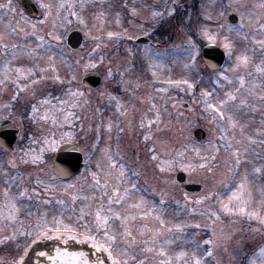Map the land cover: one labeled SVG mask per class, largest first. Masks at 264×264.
<instances>
[{
    "label": "rangeland",
    "instance_id": "1",
    "mask_svg": "<svg viewBox=\"0 0 264 264\" xmlns=\"http://www.w3.org/2000/svg\"><path fill=\"white\" fill-rule=\"evenodd\" d=\"M33 1L41 9L40 16L38 15L35 18L24 12L20 0H12V6L16 8L15 12H11L7 8L0 9V34L4 36L3 41L0 42V79L4 75L3 65L5 59L10 60V67L33 68L36 76L51 77L54 73L50 69L44 73H40L39 69L42 67L47 68L50 63L48 57L53 56L52 62L55 63L58 74L65 83L53 86V91H50L48 87L51 84L59 83L51 79L39 83L35 95L40 94V100L43 97L48 99L50 103H37L39 112L34 123L40 126L41 130L52 129L57 131V139H59L60 131L73 132L74 138L65 137L61 142L77 141L82 153L88 154L86 156L88 165L91 164L86 172L83 171L82 174L76 175L68 183L76 186L70 188V190L72 195L77 196V199L73 201L71 197V201L68 200L67 205L61 207L64 212L55 207L50 209H55L54 212L62 216L68 223L78 225L80 231H83L84 221L77 220V217L80 215L82 207L85 208V220L89 222L94 220V216L89 213H94L102 188L90 187L94 184V180L91 174L87 175V171H93L95 166L101 184L105 179L109 181V191L113 183H118L116 180L117 169H109V161L103 151L105 148H109L108 155L113 156L118 163L122 159L121 163L125 165V176L128 182L134 183L133 175L128 167L131 164L135 168L136 164L137 175L140 180L141 178L144 179L147 186L149 185L152 190H155L150 191L152 197L147 198L141 192L137 182L136 185L140 191L130 189L131 195L134 198L143 196L147 205L154 207L155 213L162 216L168 227L171 228L174 224L184 226L182 231L179 232L175 228L172 229L170 235L174 243L167 246L170 253L181 249L190 250V243H185V241H190L193 237L198 241H203L211 236L213 228L216 231V238L224 241L225 237L232 232L244 227L245 235H249L252 239L247 252L251 254L253 250L258 249L260 244L264 242V235L250 230L259 226L255 220L249 221L247 218L222 214L219 220L213 222V219H210L209 210H218V204L216 203L218 197L213 195L199 204L193 202V200L195 197L200 198L209 191L220 193L219 198H226L228 191H226L222 182L228 181L230 174L228 168L232 167L231 152L225 148L227 143H231L233 149L240 148L241 153L246 156L247 162H242L237 171L243 174L247 170L249 179L253 182L254 201H259L261 198L258 188L260 185H264V99H261V96L264 95V73L257 72L256 67L264 68V48L255 42L264 40V31L255 26L257 16L260 17V22L264 23V9L258 7L260 0H200L199 10L195 12L194 19L195 21L198 20L196 22L208 23L214 30L218 24H223V34L228 35L233 42L234 51L231 57L228 56L229 64L227 63L220 70L229 75L231 82L225 81L222 76H219L220 71H207L201 60H197L194 68L184 67L188 62V57L184 52L186 47L183 42L184 33L178 27L174 29L175 39L170 44L161 43L160 47L152 50L154 56H152L153 54L147 45L133 44L129 46L124 42V39L143 35L141 29L149 31L150 35L151 33L154 34L153 32L157 29L158 24L151 20L150 14L154 8L162 10L165 0H94V2L88 0L83 10L80 9L77 2L74 10L80 12L85 18L87 28L82 26L75 16L69 17L71 20L70 25L62 22L61 19H57L56 5L60 0H43L44 3L53 5V15L48 18L47 22L38 23V21L44 19L42 15L44 9L40 6L41 0ZM68 2H72V0H68ZM171 2L172 0H167L169 5ZM7 3L8 0H4V4ZM0 4H3L2 0H0ZM133 8L137 9L136 14L132 13ZM101 9L107 15L102 18H94L95 14ZM22 12L28 21L37 24V35L45 36L43 47L36 48L39 41L31 35L33 30L30 24H26L21 20ZM205 12L212 16L211 21L205 19ZM228 13H235L240 18V24H236L235 27L241 25V14L243 13V28L239 33L235 30L228 31L230 26L227 20ZM67 14V9L60 10L61 17ZM117 19L120 20L119 25L116 23ZM53 20H56L57 23L55 30L52 28ZM18 24L19 27L25 29L28 35L18 30ZM197 24L195 22L191 23L193 28ZM13 28H16L17 31L13 32ZM78 28L84 33L83 43L79 48L71 49L66 43V37L70 31ZM125 29L127 30L126 33L124 32ZM49 31H54L56 35L62 34L63 42L58 45L52 37L47 35ZM107 31H118L124 34L117 39L107 38ZM96 36H103L102 47L91 57L97 67L87 71H98L102 76V83L98 89L88 90L81 82L85 71L74 62L81 57H83V60L89 58L88 53L95 47L97 42L93 39ZM3 44L9 45L7 55L3 49ZM13 44L17 46L15 59L11 56L13 51L11 45ZM119 45H122L121 47L124 50L126 47L131 49L134 56L131 57L129 52L123 51L121 54L122 63L117 65L115 64L117 58L115 47ZM33 49L35 51H32ZM240 54L247 55L249 63L246 68L241 67L233 73L231 70L232 64L235 63L236 55ZM100 56L104 57L102 63L99 61ZM128 64L133 66L125 74L124 79L131 81V83L125 86L117 82V80L120 81L121 77L116 74V69L117 67L120 69L127 67ZM110 67L114 75L112 78H107V69ZM73 71L77 75V80L73 82L72 86L73 88L78 87L84 93V96L75 98L78 100V107L69 109L66 105L64 106L65 112L72 111L75 114L71 118L72 123H65L62 129L54 128L51 119L42 121L39 117L47 114L49 117L55 115L58 121L63 120L65 113L58 112L56 109L60 107L58 103L60 99H72L66 96L65 92L68 87L67 81ZM152 71L157 73L155 77L152 75ZM238 75H244L246 83L243 87H240L238 92H235L237 100L229 101L223 120L219 117L213 120V112L206 110L204 107L205 100L202 92H210L211 96L208 98V102L217 104L219 99L225 97V93L239 87L238 81L235 79ZM9 76L15 79L13 72H9ZM183 79H187L195 85L200 83L197 94L195 88L189 91L187 85L168 83L169 80L180 81ZM20 83H27V80L21 77ZM137 83H139V88L136 87ZM162 85L164 89H162ZM4 88L5 85L0 87V94H4L6 91ZM115 88H118L120 93L126 94L117 95ZM128 89H131V91ZM102 92L104 95H101ZM108 93L120 98L123 105L121 111L127 109L125 115H120L116 111L115 101L109 102ZM240 99H245L247 104L241 105L239 103ZM185 103H188L187 107H185ZM153 104H155V108L152 107ZM3 105L4 98L0 97V115L10 114V109L5 110ZM95 106L97 107L98 117L93 118V115H90L89 112ZM217 106L219 105L217 104ZM157 112L159 113L158 121ZM86 114L91 117H88L89 120L85 127ZM229 115L236 122L235 127L229 126ZM75 117H79V119ZM99 117L101 118L99 119ZM98 119V124L101 125L99 140L96 139ZM109 120L112 121L113 125L111 132H108L104 127ZM149 120L153 123L149 124ZM142 124L143 126H141ZM197 127H202L207 133L206 140L203 142L193 137V130ZM121 128L123 131H119ZM222 128L225 130L224 132L221 131ZM146 135L149 137L148 139H145ZM221 135L231 139L221 140ZM249 137H251V140L248 139ZM118 147L123 154L117 152ZM216 148H219L218 152L215 151ZM245 148L247 149L246 153L244 152ZM153 149L159 158L156 161L151 158ZM194 149L200 150L199 155ZM52 151L55 152V150ZM177 151H184V156L180 159L195 166V171L186 172L189 179L204 185L202 193L187 194V199H185V194L182 195L181 192L177 191V187L173 186L178 171L184 170L177 166L170 172H161L157 167L160 160L172 159ZM213 154L216 156L214 162L211 160ZM44 156L52 159L54 154L52 155L48 151ZM204 158L208 159V166L213 168V172L209 173L206 168H199V164L204 162ZM97 164L100 165L99 169ZM256 167H261V173L253 171ZM109 172H111L110 176L107 175ZM86 175L87 179L90 180L89 182L85 181ZM58 185L61 186L60 183ZM119 186L123 191L125 187H128V184H120ZM176 191L177 193H175ZM84 196H95V199L85 200L83 199ZM161 200L164 201L163 204H161ZM123 207H126V205ZM49 212V209H45L40 216H48ZM38 216L37 214L35 218L37 219ZM119 223V221L114 220L111 222V226L118 229ZM147 223L149 227L157 226L155 220L151 217L147 220ZM197 224L200 225L199 228L196 227ZM205 225H212V227H205ZM233 226L234 228L238 226V228L228 229V227ZM206 247L201 243V254ZM227 248L228 252H225L223 247L214 249L215 258L206 257L205 259L209 261V264H217V261H219V264H243L244 256L241 249H245V247L241 245L238 248L237 246L233 252L232 247L227 243ZM138 255H140L139 252ZM233 256L236 257L235 261L232 260Z\"/></svg>",
    "mask_w": 264,
    "mask_h": 264
},
{
    "label": "snow or ice",
    "instance_id": "2",
    "mask_svg": "<svg viewBox=\"0 0 264 264\" xmlns=\"http://www.w3.org/2000/svg\"><path fill=\"white\" fill-rule=\"evenodd\" d=\"M79 3V7L83 10L86 7L88 0H72V2H68V0H60V2L56 5V16L57 19H61L62 22L71 24L70 16H75L77 21L84 26L88 27L85 18L80 14V12L75 11L74 8L76 3ZM94 2V0H92ZM177 4V0H172V4L169 5L167 0H165V4L162 10L153 9L150 14L151 20L155 24H162L166 19L173 17L176 13L177 8L175 5ZM41 8L44 9L42 15L44 17L43 20L38 21V23L47 22L48 18L53 15V5L51 3H44L41 0L40 4ZM261 9H264V0H260L258 5ZM7 8L11 12H15L16 8L12 6V0H8L7 4H0V9ZM67 9L68 14L63 17L60 16V10ZM133 14L137 13V9L133 8ZM107 13L102 9L95 14L94 18H102L106 16ZM119 14L117 13V16ZM205 19L207 21L212 20V16L208 13H204ZM251 20V17L249 18ZM21 20L26 24H30L32 28L31 35L35 36L39 43L36 45V48L43 47L45 43L44 35H37V24L31 23L28 21L27 17L21 13ZM117 25L120 24V20H116ZM255 26L260 30L264 31V23L260 22V17L257 16L255 21ZM57 27L56 20L52 21V28L55 30ZM224 28L223 24H218L215 30L208 23H198L193 30L191 27V21L189 18V24L187 25V31L184 33V44L186 47L184 48V52L187 54L188 62L184 65L185 68H194L196 66L197 60L200 56V50L202 44L207 45H217L219 44L224 52L231 57L234 51V44L230 40L229 36L223 34L222 29ZM243 28V13L241 14V25L239 27L229 26L228 31L231 32L233 30L238 33ZM18 30L25 35H28L25 32L23 27H19ZM143 31L145 36L149 35V31ZM13 32H16L17 29L13 28ZM126 29L124 32L126 33ZM124 33L118 31H107V38H119ZM49 37H52L58 45L63 42V35H56L54 31H49L47 33ZM247 38V37H245ZM4 39L3 34H0V42ZM96 42L95 47L91 49L88 53L89 58L87 60H83V57L77 59L74 63L78 66H81L85 73L88 69H94L97 67V64L93 62L91 59L92 55L97 52L98 49L102 47L103 36L93 37ZM262 48H264V40L255 41ZM12 53L11 56L15 59V54L17 50V46L15 44L11 45ZM3 49L8 54L9 45L3 44ZM32 51H35L33 49ZM129 53L131 54V49H129ZM54 57L49 56L48 60L50 63L47 65V68H40V73H44L47 70H51L54 75L51 77H45L43 75L36 76V73L33 68H29L24 70L22 68H18L15 66L10 67V60L5 59L3 65V78L0 79V85L5 84L6 81L12 79L9 76V72H14L17 75L15 79H13V83L17 86L18 91L20 90H32V94L35 95V86L46 80L51 79L56 83L64 84L65 81L58 74V69L53 63ZM83 63L81 64V61ZM104 60L103 56L99 57V61L102 63ZM249 63V57L245 54L236 55L235 63L232 64V72L235 73L241 67L246 68ZM131 70V64L125 67L123 70H119V75L121 77L119 83L121 85L127 86L131 83L129 80H125L124 76ZM257 72L264 73V68L257 66ZM112 68L107 69L106 77H113ZM152 75L155 77L157 73L152 71ZM219 76H222L225 81H230V77L225 71H220ZM250 75V74H249ZM32 76H36L35 79H31ZM21 77L27 80V83H20ZM238 81L239 87L225 93V97L219 99L217 104L209 103L208 98L211 96V93L208 91H203L202 95L204 97L205 103L204 107L206 110H211L213 112V120H216L219 117L221 120L225 117L226 106L229 101H236L237 95L235 92L240 90V87H243L246 83L244 75H238L235 77ZM77 80V75L75 71L72 72L70 78L67 81L68 87L66 89L65 95L68 96L69 100L60 99L59 105L56 111L65 113L62 121H58L55 115L49 117V115L45 114L40 116L39 119L42 121H48L51 119L52 125L54 128L62 129L65 123L71 124V118L75 116L72 111L65 112V105L71 109L79 106L78 100L75 98L83 97L84 93L79 90L78 87L73 88V82ZM169 84H184L187 85V89L189 91L194 90L195 84L189 82L187 79H183L180 81H168ZM136 87L139 88V83L136 84ZM131 91V89H128ZM101 95H104L102 92ZM13 100L17 99L16 95L11 97ZM261 99H264V95L261 96ZM109 102L115 101V109L120 115L126 114V109L121 111L123 105L120 101V98L117 96L108 93ZM41 104H48L50 101L46 98H41ZM239 103L241 105H246L247 101L245 99H240ZM155 108V104L152 105ZM3 108L5 110L10 108V105L4 104ZM39 112V108L36 104L32 105L31 113L29 114L30 118L33 122L37 119V113ZM79 119V117H75ZM159 119V113L157 112V121ZM229 126L235 127L236 122L233 120L232 116H228ZM149 124H152L153 121L149 120ZM143 126V124L141 125ZM74 127V126H73ZM101 125H97V133L96 139L99 140V130ZM105 129L108 132L112 130V121L109 120L106 125H104ZM119 131H123V129H119ZM222 132L225 130L222 128ZM57 131L49 129L45 133H41L40 136L36 138L29 137L30 143L32 145L39 144V149L28 148L27 150L22 149L23 157L22 163H31L33 165H40L44 162L45 156L44 154L48 151L55 150L59 147L60 142L67 138H74L73 132H59V139H57ZM110 138V137H109ZM149 137L146 135L145 139ZM221 140H230L231 138L226 137L225 135L220 136ZM251 140V137L248 138ZM225 148L230 150L232 156V167L228 168V172L231 173V177L227 182L224 183V187L228 188V192L226 194V198H219L220 193H213L212 191L207 192L205 195L201 196L196 200V203L199 204L203 200H207L213 195H216L218 199L216 203L218 204V210L210 212V219L219 220L222 214H227L229 216L234 217H243L247 218L249 221L255 220L258 223L257 228L250 229L252 232H260L264 234V185H260L258 191L260 192V200L254 201L253 196V182L249 179L247 170L243 174L239 173L237 169L241 165L242 162H247L246 156L241 153L240 148H232L231 143H227ZM104 154L109 161V169H117L116 172V180L118 183H113L111 185V190L109 191V181L107 179L104 180L103 184H101V180L99 178L98 172H92V178L94 180V184L90 185V187H94L96 189H101L100 197L97 202L94 213H89L94 216V220L92 222L85 220V208L80 209V215L77 217V220L84 221L83 231L78 230L79 226L73 223H65L63 218L53 217L51 221L47 219L46 216H40L37 218L34 224L30 223L28 225L27 230L20 231L19 234L32 238L31 244H35L40 240H58L62 241L64 245L68 244V241L78 240L80 243H88L91 245V248L94 249L99 255L95 256V258H90V256L84 251H71L68 247L64 246H56L54 253H49L46 251H41L39 256L42 258H46L43 261V264H209L205 258H215L214 257V249L223 247L225 252H228L227 241L231 240V235L225 237L224 241H221L216 238V231L213 228L212 234L209 238L198 241L194 237L190 241H185V243H190V250L181 249L179 251L169 252L167 246L174 243V240L171 238L170 233H172V229L175 228L177 232L182 231L183 225L174 224L172 227H168L166 221L162 218V216L158 213H155L154 207L148 206L144 197L140 196L139 198H134L131 193V190L139 191L137 185L134 183H130L127 181L125 176V165L123 163H118L117 160L108 155L110 152L109 148H105ZM194 151L199 155L200 150L194 149ZM216 152L219 151V148L215 149ZM244 152H247V149H244ZM87 156L88 154L85 153ZM184 156V151H177L175 156L169 160H160L157 167L161 172L172 171L177 166L183 169L185 172L195 171V166L191 163H185L181 157ZM152 160H158V156L155 154V150H152ZM216 156L213 154L211 156V160L214 162ZM208 159L204 158V162L199 164V168H206L209 173L213 172V168L208 166ZM97 168H100V165L97 164ZM255 173H261V167H256L253 169ZM60 174L63 175V170H60ZM107 175H111V172L107 173ZM13 179L14 178H10ZM36 183L38 185L44 184L43 180L37 179ZM128 184V187H125L123 191H121L120 184ZM230 185H234L231 187ZM74 184H68L65 186V191L69 188H75ZM50 189L48 187L44 188V192L47 193ZM37 192V188L33 187L31 189L23 188L22 190H18L15 195L9 193L8 188L3 190V196L5 198L4 203L0 206V221L6 220L10 223H15L17 221V213L19 211L17 207V197H24L26 195L31 199L30 193L34 194ZM39 198V197H37ZM106 198V199H105ZM77 199L76 195H72V200L75 201ZM83 199H95V196L88 197L84 196ZM185 199H187V194H185ZM50 202V201H46ZM163 200H161V204H163ZM60 204H64L63 200L58 201ZM126 205V207H123ZM6 208L7 213L4 214L3 209ZM31 215V214H30ZM153 218L156 222L155 227H149L147 220L149 218ZM119 221V226L117 228H113L111 226L112 221ZM21 227L23 225L21 224ZM197 228L200 227L199 224L196 225ZM205 227H212V225H205ZM16 233L14 232L11 236V239H15ZM139 237V238H138ZM179 238V237H177ZM9 239V237H0V242L3 240ZM201 243L206 245V249L203 250L201 254ZM29 244L24 248L23 253H21L18 259L13 260L12 264H25V257L28 254V248L31 247ZM138 252L140 255H138ZM241 252L244 256L243 264H264V242L260 244L258 249L253 250L251 254H249L245 249H241ZM258 253V258H257ZM151 254V255H149ZM232 260L235 261L236 257L233 256ZM39 264V262H38ZM219 264V261H217Z\"/></svg>",
    "mask_w": 264,
    "mask_h": 264
},
{
    "label": "flooded vegetation",
    "instance_id": "3",
    "mask_svg": "<svg viewBox=\"0 0 264 264\" xmlns=\"http://www.w3.org/2000/svg\"><path fill=\"white\" fill-rule=\"evenodd\" d=\"M2 2L4 4V0H2ZM160 26L163 27L164 23L159 24L158 27H156L157 29H155V31L153 32L154 34L151 33V35L149 34L145 36L143 33H141L143 35L137 37H130L125 41V43L129 46L130 44L136 45L138 44L135 43L136 39L140 37H148L150 40L143 43H145L146 45L148 43L152 47H159L160 43L156 42L155 44V42L152 41L151 38H167V31H164L163 29L161 30ZM121 46L122 45L115 47L117 51V58L115 64L117 65L122 63L121 52L124 49H122ZM150 46V52L152 53V49ZM125 49L128 48L126 47ZM130 55L131 57H133L134 52L131 51ZM124 68L125 67H122L120 69L119 67H117L116 74L119 75L118 69L123 70ZM13 75L16 76L17 74L13 72ZM35 78L36 76L31 77V79ZM12 81L13 79H9L5 82V84L0 85V87H4L5 85L4 89L6 90L4 94H0V97L4 98V104L10 105L9 109L11 111V113L7 114L5 117L4 115L0 116V124L3 119L6 118L13 119L18 124V134L16 141L13 144L12 150L8 151L4 148V146L0 144V206L3 205L5 200L3 196V190L5 188H8L9 193L12 195H15L18 190H22L23 188L31 189L33 187H36L37 192L34 194L30 193L31 199H29L28 195L24 197H17V207L19 211L17 213V221L15 223H10L6 220L0 221V237H9V239L0 242V264H12L13 260L18 259L19 255L23 253L24 248L31 244L32 238L20 235L19 232L27 230L28 225L30 223L34 224L37 220L35 218L37 214L39 215L38 217H40V214L43 213L45 209H49L50 212L48 216H46L49 221H51L54 216L57 218H62V216L54 212L55 209L51 210L50 208L55 207L56 209H60L62 212H64L61 207L66 206L67 201H71L72 197V191L70 190V188L65 191V186L71 181L72 178L65 179L56 172L55 159L58 148L55 149V152L50 151V154H54V157L52 159L45 158L44 162L40 165H33L30 162L22 163V149L27 150L28 148H34L38 150L40 147L39 144L32 145L30 143L29 137L31 136L32 138H36L40 136L41 133H45L48 130H41V127L35 125V123L29 116V114L31 113L32 105H37V103L39 102L40 94L33 95L31 93V89L18 91L17 86ZM117 82L119 83V80H117ZM53 86L57 85L51 84L48 87L50 91H53ZM38 88L39 83L37 86H35V90H37ZM162 88H164L163 85ZM13 95L17 96L16 100H13L11 98ZM88 117L90 116H86L84 119L85 127L87 126L86 124L89 120ZM61 144L62 142L60 143V145ZM120 154L123 153L120 152ZM121 161L122 159L120 160V163ZM127 162L128 161L126 160V163ZM90 165L91 164L88 165L86 158V162L84 164L85 172ZM128 168L130 169V172L131 169H133V175L136 174V169L133 168L131 164ZM92 172H97L95 166L93 171H87V175L91 174ZM87 175L85 177V181L89 182L90 180L87 179ZM10 178H14V181ZM37 179L43 180L44 184L38 185L36 183ZM189 182V180H186L185 182L174 181L173 184L180 187L181 190H183L184 192ZM58 183H60L61 186L58 185ZM45 187H48L50 189L47 193L44 192ZM60 200H63L64 204L58 203V201ZM3 211L6 215V208H4ZM64 221L65 223H68L65 219ZM21 224L23 225V227H21ZM229 228L236 229L238 228V226H235V228L234 226L228 227V229ZM14 232L16 233L15 239H11V236ZM230 235L232 238L231 240H228L227 243L229 244V246L232 247V250L234 252L235 247L237 245H242V240L245 236V228H239V230L232 232ZM56 246L68 247L71 251H84L90 256V258H95V256L99 255L94 249L91 248L90 244L80 243L78 240L70 239L68 241V244L64 245L62 241H58L55 239H44L36 242L35 244H31V247L28 248V254L25 257V264H38V262L39 264H43V261L46 258L40 257L39 253L41 251H46L50 254L54 253Z\"/></svg>",
    "mask_w": 264,
    "mask_h": 264
},
{
    "label": "water",
    "instance_id": "4",
    "mask_svg": "<svg viewBox=\"0 0 264 264\" xmlns=\"http://www.w3.org/2000/svg\"><path fill=\"white\" fill-rule=\"evenodd\" d=\"M22 5L31 14L37 15L39 13L38 8L31 0H22ZM230 19L233 22L237 21V17L235 15H232ZM82 39V32L80 30H74L68 36V44L73 48L78 47L81 44ZM203 56L205 58L206 64L212 70L220 69L225 60V52L218 45H206L203 49ZM100 82L101 77L97 72H89L84 77V83L89 87H97ZM11 124V121L3 122L0 127V133L4 130L5 126L9 127ZM194 135L198 139H204L206 136L202 129H196L194 131ZM81 167L82 154L75 143L64 144L58 149L56 168L59 173L60 170H63L64 174L74 175L81 169ZM183 176L184 173H179L177 177L179 180H182Z\"/></svg>",
    "mask_w": 264,
    "mask_h": 264
},
{
    "label": "trees",
    "instance_id": "5",
    "mask_svg": "<svg viewBox=\"0 0 264 264\" xmlns=\"http://www.w3.org/2000/svg\"><path fill=\"white\" fill-rule=\"evenodd\" d=\"M193 13H194V10H193V7L192 6H188L186 7L185 10H182L180 12V21L182 20L183 24L186 25V22L189 24V18H190V21L192 20V17H193ZM183 15V17H182ZM168 28H170V26H168Z\"/></svg>",
    "mask_w": 264,
    "mask_h": 264
}]
</instances>
